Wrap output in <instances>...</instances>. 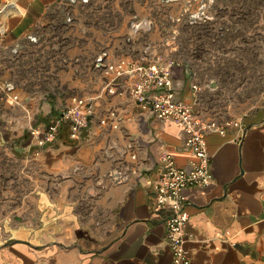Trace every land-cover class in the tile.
I'll list each match as a JSON object with an SVG mask.
<instances>
[{"label": "crops", "instance_id": "obj_1", "mask_svg": "<svg viewBox=\"0 0 264 264\" xmlns=\"http://www.w3.org/2000/svg\"><path fill=\"white\" fill-rule=\"evenodd\" d=\"M65 1L0 0V45L20 46ZM177 64L179 96L192 102L200 90L186 65ZM130 82L125 78L122 86ZM96 91L80 138L63 129L66 139L60 134L43 148L40 157L61 179L39 192L37 217L6 220L0 264H172L168 209L156 210L153 183L163 150L182 167L196 156L181 146L180 124L158 119L127 91ZM110 107L118 110L117 128L100 122ZM58 113L50 103L34 124L46 125ZM241 120L237 139L233 128L206 135L213 180L185 189L191 264H264V108ZM30 141L28 131L17 144L29 150Z\"/></svg>", "mask_w": 264, "mask_h": 264}, {"label": "rangeland", "instance_id": "obj_2", "mask_svg": "<svg viewBox=\"0 0 264 264\" xmlns=\"http://www.w3.org/2000/svg\"><path fill=\"white\" fill-rule=\"evenodd\" d=\"M30 36L17 51L0 45V80L28 108L0 98V238L6 220L37 217L39 192L61 179L17 140L50 103L96 93L101 60L172 61L175 74L183 63L202 85L196 108L219 119L264 108V0H66Z\"/></svg>", "mask_w": 264, "mask_h": 264}, {"label": "built area", "instance_id": "obj_3", "mask_svg": "<svg viewBox=\"0 0 264 264\" xmlns=\"http://www.w3.org/2000/svg\"><path fill=\"white\" fill-rule=\"evenodd\" d=\"M19 47L18 44L13 46V51H17ZM99 64L102 69L100 94H122L127 91L142 109L150 111L158 119L180 124L183 131L181 146L196 156L189 167H182L176 163L171 152L163 150L160 154L162 169L153 183L156 210L168 209L165 219L166 236L172 250V264H191L190 251L186 246V225L190 214L186 209L185 189L195 185L204 187L213 180L206 135L214 131L225 134L233 128L236 131L234 139H237L243 131V122L240 118L219 119L202 113L196 108L197 96L192 102L181 98V82L174 77L172 61H146L122 55L101 60ZM125 78L131 82L123 87ZM192 87L195 91L202 89V85L195 81L192 82ZM0 95L1 99L10 104L20 105L28 110L21 94L9 81L0 80ZM94 101V94L73 95L50 123L30 124L28 131L31 153L40 155L43 148L53 142L63 129L67 130L70 138H80L94 113ZM119 121L118 110L114 107L108 108L100 119L102 124L113 128L119 127ZM132 156L136 158L135 153Z\"/></svg>", "mask_w": 264, "mask_h": 264}, {"label": "water", "instance_id": "obj_4", "mask_svg": "<svg viewBox=\"0 0 264 264\" xmlns=\"http://www.w3.org/2000/svg\"><path fill=\"white\" fill-rule=\"evenodd\" d=\"M119 177H120V174H119L118 170L115 169V170H114V179H115V180H118Z\"/></svg>", "mask_w": 264, "mask_h": 264}, {"label": "trees", "instance_id": "obj_5", "mask_svg": "<svg viewBox=\"0 0 264 264\" xmlns=\"http://www.w3.org/2000/svg\"><path fill=\"white\" fill-rule=\"evenodd\" d=\"M68 101V100H67ZM67 103V102H66ZM65 103V104H66ZM61 109V108H60ZM60 109H59V111H60ZM54 110V108L52 109V111ZM61 137H64V139H66V136H65V132H63L62 134H61Z\"/></svg>", "mask_w": 264, "mask_h": 264}]
</instances>
